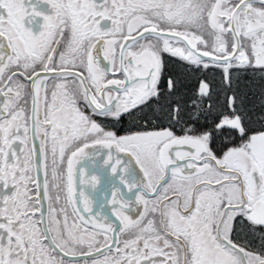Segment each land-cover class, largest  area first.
I'll return each mask as SVG.
<instances>
[{
	"label": "snow or ice",
	"instance_id": "obj_1",
	"mask_svg": "<svg viewBox=\"0 0 264 264\" xmlns=\"http://www.w3.org/2000/svg\"><path fill=\"white\" fill-rule=\"evenodd\" d=\"M165 53L220 69L226 90L234 72L264 73V0H0V264H264V114L253 131L237 95L207 103L206 81L189 108ZM125 117L139 130L99 122ZM96 145L142 173L104 161L138 192L113 191L115 221L74 188Z\"/></svg>",
	"mask_w": 264,
	"mask_h": 264
},
{
	"label": "trees",
	"instance_id": "obj_2",
	"mask_svg": "<svg viewBox=\"0 0 264 264\" xmlns=\"http://www.w3.org/2000/svg\"><path fill=\"white\" fill-rule=\"evenodd\" d=\"M170 75L179 79L180 88L178 96L183 97V102L187 103L189 108L191 107V101L189 97L198 88L200 81H206L210 83V89L212 90L213 99L207 103H223L225 101V95L231 97L233 94L237 95L240 100L243 101L242 107L248 111L251 117V128L253 131L260 129L259 117L264 114V109L261 105L264 104V73L259 70L253 71L241 69L238 72L233 73L231 90H226L224 85L227 83L223 79L222 72L215 68L207 70H197L195 66H188L187 68H169L167 70ZM129 121V117H127ZM131 125L127 126L128 130H136L133 127L134 124L142 121H134L130 118ZM207 123V127H211V118L208 122L201 119V125ZM198 125V129L201 127ZM164 127H168L167 122L163 123ZM174 131L176 134L184 133L181 131V125H176ZM259 232L255 236L248 232V229L242 228L240 243L243 244L246 240L251 241V247L258 250L260 239ZM251 250V249H250Z\"/></svg>",
	"mask_w": 264,
	"mask_h": 264
},
{
	"label": "water",
	"instance_id": "obj_3",
	"mask_svg": "<svg viewBox=\"0 0 264 264\" xmlns=\"http://www.w3.org/2000/svg\"><path fill=\"white\" fill-rule=\"evenodd\" d=\"M115 148L109 150L101 145H96L85 149L86 155H82L79 161L74 165V188L76 190L77 198H79V191L81 187L85 189H95L94 192L88 195L90 207H92L93 212L100 213L101 217L108 216L109 221H115V217L111 211L112 205L111 201L113 198V191H115V197L118 201L124 202L125 199L134 200L135 195L138 194L135 187L131 191L128 189V185L120 184V174H123L126 180L129 182L139 179V174H129L125 171L124 164L127 163L129 156L127 155L124 159L114 152ZM111 155L112 161L114 162L117 157L120 158L122 164L119 165L120 174L114 175L110 167L104 164V161L109 159ZM128 157V159H127ZM136 173H139L138 166L136 167ZM98 176L100 182L92 186L90 181L93 176ZM88 177V178H87ZM81 180L83 184H81ZM115 186V188L113 187ZM142 211V206H138ZM135 211V209L133 210ZM132 214V213H129Z\"/></svg>",
	"mask_w": 264,
	"mask_h": 264
},
{
	"label": "flooded vegetation",
	"instance_id": "obj_4",
	"mask_svg": "<svg viewBox=\"0 0 264 264\" xmlns=\"http://www.w3.org/2000/svg\"><path fill=\"white\" fill-rule=\"evenodd\" d=\"M173 43H174V46L183 47V44H175V42H173ZM164 60H165V65H166V74H169V72L167 70L170 67L171 68H177V67L179 68L180 67L181 69L182 68H187L188 66H195V67H197L196 65H192V64H190L187 61L180 60L178 57H172V56H170L167 53L164 54ZM215 69H218V68H215ZM218 70H220V69H218ZM52 83H53V81L50 80L49 81V87H51ZM113 94L115 95V93H113ZM29 101H30V98H29ZM29 107H30V102H29ZM99 122H101L102 125L105 126L106 130H117L118 129V132H117L118 135L124 134L127 131H135V130H128L126 128L127 126H129V125L132 124L130 122V117H129V121H127V117H125L119 123H116L115 121H113L111 119H109V120H100ZM136 130H139V129H136ZM180 134H183V133H180ZM36 143H37V145L39 144V140L38 139H37ZM89 143H91V142L89 141ZM114 152L117 153L118 155H120L123 159L127 156L124 153H118L116 150ZM127 159H128V157H127ZM65 172H66V160H65ZM120 184L121 185L122 184H125V188H126V183H120ZM94 191H95V189H85L84 190V192H85V194H86L87 197H88V195L90 193H92ZM126 200H128V199H125V201ZM89 202H91V201L89 200ZM62 203H63V201H62ZM43 207H44V210L46 212L47 211V207H48V201L47 200H44L43 201ZM67 207H68L69 213L71 214V207L72 206L71 205H68ZM70 222H71V215H70ZM123 238L124 237L122 236L121 239H123ZM57 258H59V257H57ZM95 258L96 257L89 258V257L83 256L79 252H77L76 255H75V257L68 256L65 259H66V264H68L69 261L71 262V264H92V260L95 259Z\"/></svg>",
	"mask_w": 264,
	"mask_h": 264
},
{
	"label": "rangeland",
	"instance_id": "obj_5",
	"mask_svg": "<svg viewBox=\"0 0 264 264\" xmlns=\"http://www.w3.org/2000/svg\"><path fill=\"white\" fill-rule=\"evenodd\" d=\"M185 133H183V134H180V135H184Z\"/></svg>",
	"mask_w": 264,
	"mask_h": 264
}]
</instances>
